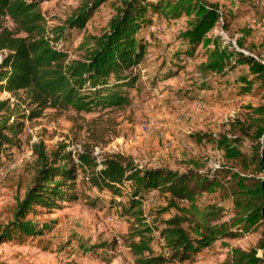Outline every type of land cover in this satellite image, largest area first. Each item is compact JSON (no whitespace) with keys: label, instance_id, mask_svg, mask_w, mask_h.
<instances>
[{"label":"rangeland","instance_id":"1","mask_svg":"<svg viewBox=\"0 0 264 264\" xmlns=\"http://www.w3.org/2000/svg\"><path fill=\"white\" fill-rule=\"evenodd\" d=\"M34 1H38L49 28H53L67 25L76 8L90 0ZM210 2H216L222 14L219 24L208 33L215 44L251 55L256 60L263 59L264 0ZM119 3V0L103 1L82 29L66 26L63 34L66 41L61 48L71 57H79L78 46L84 33L103 34ZM222 22L225 28L221 27ZM6 25L13 26L9 20ZM186 28V17L165 21L156 15L149 25L141 28L139 34L144 36L145 50L133 71L137 79L132 87L126 88L131 98L126 107L97 105L90 111L72 107L58 109L51 105L43 108L22 93L18 98L0 91V100H5L15 112L10 122L15 119L23 124L13 142L3 144L0 151V222L11 218V208L23 200L32 184L36 144L46 153L70 154L75 166L74 178L66 181L72 182V188L62 186L75 197L53 209L36 206V214L28 218L48 228L40 238L24 244H1V261L6 264H134L128 247L132 219L121 209L128 204L130 189L123 185L122 196L111 197L105 190L91 187L87 180L89 171L80 162L81 154L91 153L97 169L101 160L112 154H120L138 168L146 169L160 167L203 174L226 165L222 151L206 140H198L197 134L218 138L226 133L229 124L245 119L250 106L264 104V91L253 87L248 92L239 87L236 77L243 73L244 67H227L219 73L200 69L199 65L206 60L205 49L200 45L193 58L183 54L178 57L175 51L182 45L179 34ZM5 54V50H0V63ZM31 110L38 115L29 117ZM18 113L24 117H16ZM247 147L246 142L240 146L241 150ZM142 201L146 224L159 228L163 220L178 214L193 222L200 221L206 214L211 216L209 206L212 205L220 209L216 222H227L233 216L231 199L222 198L218 193L197 196L193 206L187 201H177L182 210L170 205L168 197L158 192L145 194ZM259 237V233H244L236 238L218 239L211 247L203 248L193 261L184 264H228L231 248L251 249ZM101 243L106 246L91 248ZM153 248L159 249L157 245Z\"/></svg>","mask_w":264,"mask_h":264},{"label":"trees","instance_id":"2","mask_svg":"<svg viewBox=\"0 0 264 264\" xmlns=\"http://www.w3.org/2000/svg\"><path fill=\"white\" fill-rule=\"evenodd\" d=\"M103 1L90 0L76 8L67 25L49 28L38 1L0 0V50L6 51L0 63V91L18 98L22 93L43 108L51 105L90 111L97 105L126 107L131 102L126 88L134 85L137 75L133 71L145 50L144 36L139 33L155 15L165 21L187 18V28L179 34L182 45L175 51L178 57L183 54L193 58L200 45L206 56L200 69L219 73L227 67H244L236 77L239 87L248 92L253 87L264 91V55L256 60L251 55L220 48L208 36L222 17L216 2L210 0H119L107 30L100 36L84 33L78 46L81 55L71 57L61 48L66 41L64 31L82 29ZM8 20L12 27L6 25ZM221 27L225 28L223 22ZM261 46L264 50V37ZM248 109L245 119L229 124L226 133L218 138L197 134L198 140L220 149L226 160L225 166L208 173L138 168L120 154L104 157L97 169L91 153L79 155L81 164L89 171L87 180L91 187L105 190L111 197L122 196L123 185L130 189L128 204L121 209L132 219L128 247L134 264H184L218 239L236 238L244 233H259L260 237L251 249L231 248L228 264H264V104ZM14 113L5 100H0V151L22 130V123L15 119L10 122ZM37 115L34 110L29 113V117ZM16 117L24 115L18 113ZM244 142L248 147L241 150ZM34 147L32 184L23 200L11 208V218L0 222V245L24 244L40 238L48 226H39L28 218L36 214V206L53 209L75 197L62 188L73 186L66 182L74 178L75 172L70 154L46 153L41 145ZM151 192L165 195L170 205L181 210L177 201L193 206L197 196L218 193L231 199L233 216L227 222H216L220 209L212 205L211 216L206 214L200 221L193 222L178 214L163 220L162 228L149 226L143 217L142 200ZM153 245L159 249L155 250ZM105 246L101 243L91 248ZM0 264L6 263L0 260Z\"/></svg>","mask_w":264,"mask_h":264}]
</instances>
